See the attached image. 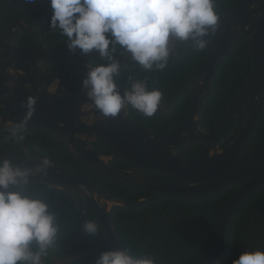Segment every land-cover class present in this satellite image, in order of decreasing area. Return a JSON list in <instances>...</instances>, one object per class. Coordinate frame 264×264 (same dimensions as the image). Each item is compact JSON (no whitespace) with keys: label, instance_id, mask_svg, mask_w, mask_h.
Here are the masks:
<instances>
[{"label":"water","instance_id":"1","mask_svg":"<svg viewBox=\"0 0 264 264\" xmlns=\"http://www.w3.org/2000/svg\"><path fill=\"white\" fill-rule=\"evenodd\" d=\"M50 15L16 20L0 32V128L16 127L26 111L21 102L33 96L36 98L35 113L24 128H36L51 135L71 155L107 180L152 195L128 202L82 175L53 164L44 165L42 159L31 157L27 151L23 154L0 152V161L18 163L33 172L41 166L43 170L30 175L28 182L46 185L83 202L110 250H125L110 219L112 207L135 209L166 197L179 200L206 198L244 182L223 205L217 237L195 264L218 262L227 249L231 219L251 195L264 187V146L245 151L264 113V0H239L219 16L215 31L209 28L208 34L202 37L207 45L202 66L178 93L169 98L166 108L163 109V102L155 114L165 113L171 104L192 89V103L185 119L170 132L148 129L138 112L139 125L134 124L125 108L114 118L102 116L81 91V81L90 68L89 61L100 57L99 54L88 55L85 62L79 64L44 47L31 24L50 19ZM20 32L34 40V48H21L13 43ZM241 40L246 42L251 71L221 118L204 132L199 128L202 106L212 91L221 62ZM195 47L198 45L191 39L172 38L170 56L187 53ZM115 58L120 63L119 74L132 61L131 55L121 48ZM41 63L59 64L76 76L50 74L41 70ZM55 81L57 84L52 93L49 90ZM117 84L123 94L126 87ZM61 93L68 95L63 97ZM87 115L93 116L90 124L84 120ZM241 122L235 138L220 148L219 143ZM94 142L109 150H95ZM191 144L202 146L198 158H185L177 153ZM110 160H121L135 170L158 173L175 182L159 181L115 168L109 165ZM9 190H20V186ZM101 202L106 204L105 209Z\"/></svg>","mask_w":264,"mask_h":264},{"label":"trees","instance_id":"2","mask_svg":"<svg viewBox=\"0 0 264 264\" xmlns=\"http://www.w3.org/2000/svg\"><path fill=\"white\" fill-rule=\"evenodd\" d=\"M239 0H214V8L218 16L222 15ZM51 14L48 0H37L35 4L25 0H0V32L13 22L22 18H36ZM49 19L32 23L34 33L44 47L60 53L76 63L83 64L87 56L79 53H68L66 37L59 30H50ZM215 39V38H214ZM211 39L210 41H213ZM13 43L21 48H34V40L25 32H20ZM111 47V46H110ZM120 47L117 45V50ZM207 53L204 48L195 47L187 53L169 56L168 64L163 70H144L135 61H131L117 77V82L128 87V77L146 81L149 89L157 88L163 94V101L178 93L190 78L202 66ZM100 57H93L89 66L107 63ZM50 66L62 76L71 75L61 65L42 63ZM252 63L247 52L245 40L234 44L226 58L221 62L214 77L213 88L202 106L199 128L206 132L221 118L236 92L249 75ZM192 90H188L178 98L167 112L161 115L146 117L139 113L140 119L148 129L157 132L174 130L186 117L192 102ZM131 122L139 125V118L134 109L127 108ZM242 122L219 145L227 146L237 135ZM14 128H0V152L23 151L31 157L47 159L50 164L68 169L101 185L110 194L128 202L149 198L152 194L145 190H137L115 184L97 172L81 163L51 135L36 129H19L17 136L23 135L22 141L11 134ZM12 143H16L13 145ZM21 145V149L17 146ZM98 151L109 148L94 142ZM264 146V113L258 126L252 132L245 151L255 150ZM202 146L189 145L177 153L185 158H198ZM16 165L22 166L13 162ZM109 165L138 173L159 181L175 182L172 178L158 173L135 170L121 160H110ZM244 182L233 185L226 190L206 198L195 200H179L175 198H160L135 209L112 207L110 219L113 227L125 249L136 258L149 255L156 264H195L214 243L219 227V216L226 200ZM25 194L44 200L49 210L56 215L59 230L50 250L62 258L75 257L65 264H96L101 253L110 250L97 225L94 234H88L83 229L85 221H95L88 207L80 200L46 185L28 182L22 185ZM105 209V206H103ZM97 224V223H96ZM37 249L35 242L31 245ZM264 251V187L251 195L244 202L229 224L227 249L219 264H232V261L243 251ZM214 264H217L214 263Z\"/></svg>","mask_w":264,"mask_h":264},{"label":"clouds","instance_id":"3","mask_svg":"<svg viewBox=\"0 0 264 264\" xmlns=\"http://www.w3.org/2000/svg\"><path fill=\"white\" fill-rule=\"evenodd\" d=\"M35 4L37 0H25ZM51 15L50 30H59L66 37L68 53L88 56L98 53L102 60L90 67L81 81V91L104 117H116L130 106L146 117L162 108L163 94L149 89L146 81L128 77L123 94L115 77L120 63L115 58L117 45L131 55L144 70H163L168 64L172 38L191 39L200 48L202 37L209 28L215 31L219 16L214 0H48ZM111 46V47H110ZM36 98L29 96L21 106L26 110L23 119L12 130L17 141L24 139L16 132L23 129L35 113ZM44 165L50 164L47 159ZM37 166H19L9 160L0 161V264H42V257L54 245L59 226L55 213L42 199L25 194L22 185L30 175L41 172ZM20 186V190L10 188ZM88 234L97 231L94 221H85ZM35 242L37 249L31 245ZM96 264H156L149 255L136 258L128 250H108L98 257ZM219 264V262H217ZM232 264H264V251H243Z\"/></svg>","mask_w":264,"mask_h":264},{"label":"flooded vegetation","instance_id":"4","mask_svg":"<svg viewBox=\"0 0 264 264\" xmlns=\"http://www.w3.org/2000/svg\"><path fill=\"white\" fill-rule=\"evenodd\" d=\"M118 60V59H117ZM128 65V64H127ZM127 65H125L124 67H123V69L127 66ZM39 67L41 68V70H43V71H45V72H48V73H50V74H58V72L57 71H54L50 66H44V65H42V63L41 64H39ZM122 69V70H123ZM121 73V72H120ZM71 75H68V76H65V77H75L76 75H74V74H72V73H70ZM118 77V76H117ZM116 80H117V78H116ZM56 84H57V82L55 81L53 84H52V88H50V92H52L53 93V91H54V89H55V87H56ZM189 90H192V89H189ZM68 94H65V93H61L60 94V96H63V97H66ZM191 97H192V95H191ZM169 100V99H168ZM168 100H165V101H163V102H165V104H164V106H163V109H165L166 108V106H167V104H168ZM162 102V103H163ZM192 103V102H191ZM172 105V104H171ZM129 106H126L125 107V111H126V114H127V108H128ZM170 108V107H169ZM169 110V109H168ZM168 110H166L165 112H167ZM135 112H136V114H137V111L135 110ZM139 114V113H138ZM138 114H137V117H138ZM164 114V113H163ZM140 116V115H139ZM84 120H85V122L87 123V124H90V123H92L93 122V116L92 115H87V116H85L84 117ZM13 128H15V127H13ZM23 129H36V128H23ZM36 130H38V129H36ZM13 145H15L16 143H12ZM17 146L20 148V151H23L22 149H21V145H18L17 144ZM24 152V151H23ZM15 154H20L19 152H15ZM144 177H147V176H144ZM150 178V177H149ZM153 179V178H152Z\"/></svg>","mask_w":264,"mask_h":264},{"label":"rangeland","instance_id":"5","mask_svg":"<svg viewBox=\"0 0 264 264\" xmlns=\"http://www.w3.org/2000/svg\"><path fill=\"white\" fill-rule=\"evenodd\" d=\"M101 204L102 206H106L105 203L101 202ZM74 258H76V256L70 258H62L60 255L49 249L47 255L42 257V264H65L73 260Z\"/></svg>","mask_w":264,"mask_h":264}]
</instances>
